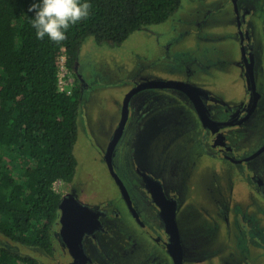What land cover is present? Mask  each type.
<instances>
[{"label": "rangeland", "instance_id": "obj_1", "mask_svg": "<svg viewBox=\"0 0 264 264\" xmlns=\"http://www.w3.org/2000/svg\"><path fill=\"white\" fill-rule=\"evenodd\" d=\"M245 2L252 7L246 27L256 54V83L262 90L264 0H238L239 8ZM234 13L233 0H182L166 21L140 26L122 42L89 36L79 46L75 67L82 93L72 181L80 184L84 202L105 200L118 207L135 243V262L147 251L153 252L154 245L124 211L104 156L105 145L119 124L124 97L147 79L182 80L210 91L219 114H226L224 108H237L247 98L248 79L237 30L244 25L237 26ZM129 107L114 160L121 180L136 190L135 201L148 222H153L154 215L139 196L136 169L160 177L178 201L179 227L190 228L202 246L209 245L201 249L203 260L198 264H264V194L255 188L250 173L254 166L264 174V152L247 165L206 155L209 145L202 138V121L185 97L171 88L138 90ZM152 108L156 110L150 112ZM261 112L232 131L235 150L248 154L262 142ZM65 187L66 182L56 184L60 192ZM2 242L15 245L0 235ZM15 246L17 252L34 255L42 264L65 262L57 250L48 256L38 248ZM204 253L210 255L208 261Z\"/></svg>", "mask_w": 264, "mask_h": 264}, {"label": "trees", "instance_id": "obj_2", "mask_svg": "<svg viewBox=\"0 0 264 264\" xmlns=\"http://www.w3.org/2000/svg\"><path fill=\"white\" fill-rule=\"evenodd\" d=\"M182 0H88L91 15L71 27L62 44L39 40L29 6L39 0H0V235L15 245L51 256L52 233L62 193L56 181L71 182L77 159L82 88L57 82L59 57L73 70L89 36L122 42L143 25L166 21ZM0 243V264H42L38 257Z\"/></svg>", "mask_w": 264, "mask_h": 264}, {"label": "flooded vegetation", "instance_id": "obj_3", "mask_svg": "<svg viewBox=\"0 0 264 264\" xmlns=\"http://www.w3.org/2000/svg\"><path fill=\"white\" fill-rule=\"evenodd\" d=\"M237 2L238 0H233L235 23H237L238 27L244 25L243 29L240 27L237 30L240 34L242 63L248 79L246 87L247 98L237 108L230 106L224 108L225 115L219 114V110L212 105L211 92L200 86L198 87L204 91L192 89L191 87V89H188L186 87L179 88L173 86L160 87L159 85H146L145 87L138 88L142 83L148 81L155 83V81L164 79H147L138 82L133 87L138 88L133 94L138 90L148 87H168L176 90L178 95L185 97L186 101L192 106L197 118L202 121V138L209 145L206 148V155L210 157L220 156L233 163L247 165L250 164L249 161L251 159H255L263 154L264 138L248 154H244L241 149L235 150L233 144L234 133L232 131L245 126L253 117L261 116V111L264 110V88L259 90L256 83V54L253 42L249 36L250 29L246 27L252 7L245 2L239 8ZM242 35L244 36V40H242ZM243 47L245 54L248 56L247 62L244 59ZM75 66L76 62L71 71L75 81H78ZM249 68H251V72ZM182 82L193 84L189 81ZM133 94L129 98V104ZM155 110V108H152L150 112ZM110 140L105 145L104 156L106 155ZM261 147L263 148L261 152H257ZM114 156L115 152L113 150L111 154L112 170L120 178L117 172L119 163L114 160ZM136 171L139 177V196L149 205L150 212L154 215H152L154 217L152 223L148 222L142 214L141 208L136 203V197L133 195V191L136 192V190L132 185L129 183L125 184L121 180L123 184L122 188V185L116 181L113 174H111L113 176L111 177L115 180V186L122 199L124 211L128 212L129 217L132 218V222L137 224L146 233L147 238L153 242V252L147 251L135 262L133 260L134 255L132 254L135 243L131 231L127 229L126 222L122 220L123 216L120 214L121 211L118 207L113 206L105 200L91 204L84 202L79 196V193L82 191L80 184L71 181L66 182L64 192H61V199L67 196L63 207L65 210H71L77 219H73V221L67 219L65 221L66 230L64 231V235H62V222L60 221L62 212H60L52 233V249L57 250L59 258L65 260L63 264H198L202 262L201 249L207 248L209 245L202 246L203 243L200 242L199 237L197 238L193 234L195 231L190 230V228L183 227L181 229L179 227L176 222L178 201L174 197L173 192H170L165 187L160 177L155 176L150 171L143 169H136ZM250 173L253 181L256 183L255 188L264 194L263 171L251 166ZM77 200L81 204L89 206L93 213L81 211L78 205L75 204ZM173 211L174 221H171ZM192 235L197 240H194ZM204 257H206L207 261L210 259V255L207 253H204ZM195 261L197 263H193ZM59 262L61 263V260Z\"/></svg>", "mask_w": 264, "mask_h": 264}, {"label": "clouds", "instance_id": "obj_4", "mask_svg": "<svg viewBox=\"0 0 264 264\" xmlns=\"http://www.w3.org/2000/svg\"><path fill=\"white\" fill-rule=\"evenodd\" d=\"M92 7L88 0H39L29 6L28 12L34 14L30 23L36 38L47 37L59 45L67 39L71 27L90 17Z\"/></svg>", "mask_w": 264, "mask_h": 264}, {"label": "water", "instance_id": "obj_5", "mask_svg": "<svg viewBox=\"0 0 264 264\" xmlns=\"http://www.w3.org/2000/svg\"><path fill=\"white\" fill-rule=\"evenodd\" d=\"M244 36L242 35V40ZM243 53L245 54L244 52V47H243ZM243 54V55H244ZM250 55V54H248ZM244 59L245 61L247 62L248 61V56L245 54L244 55ZM251 66V65H250ZM251 68H249V71H250ZM251 72V71H250ZM146 85H159L160 87H163V86H173V87H179V88H183V87H186V88H192V89H198V90H202L204 91L202 88L198 87V86H195L193 84H190V83H185V82H182V81H178V80H161V81H155V83H152V81H148L146 83H142L138 86L139 87H145ZM138 88H133L132 90H130L126 96L124 97V100H123V104H122V113H121V118H120V121H119V124L117 126V129L116 131L114 132L109 144H108V147H107V150H106V155H105V158L107 160V163L109 165V168L111 169L112 171V174L114 175L116 181L118 183H120L122 185V188H123V184H122V181L121 179L117 176V174L112 170V164H111V154L115 148V145L119 139V137L121 136V133L123 131V128L125 126V122L127 120V117H128V111H129V98L131 96V94H133V92L135 90H137ZM190 88V89H191ZM205 125V124H204ZM264 148V147H263ZM262 147L257 151V152H261V150L263 149ZM67 197V196H66ZM65 197V198H66ZM65 198L63 197L62 199H60V203H59V208H60V212H62V215H61V219L60 221L62 222V229H61V233L62 235H64V231L66 230V224H65V221L68 219L70 221H73L76 220L77 218L75 217L74 213L71 211V210H65L63 205H64V201H65ZM76 205H78L79 209L85 213H93V211L89 208V206L87 205H83L81 204L78 200L77 202L75 203ZM77 214V213H76ZM173 215H174V211L172 212V219L171 221H174V218H173ZM175 228V227H174ZM80 253V252H79Z\"/></svg>", "mask_w": 264, "mask_h": 264}, {"label": "built area", "instance_id": "obj_6", "mask_svg": "<svg viewBox=\"0 0 264 264\" xmlns=\"http://www.w3.org/2000/svg\"><path fill=\"white\" fill-rule=\"evenodd\" d=\"M67 56L65 52V48H63V51L59 57V69L57 72V82L60 90H64L69 92L71 86L73 85L75 79L74 75L72 74V71L67 67L66 65ZM61 181H56L54 183V188H56V184H58Z\"/></svg>", "mask_w": 264, "mask_h": 264}, {"label": "crops", "instance_id": "obj_7", "mask_svg": "<svg viewBox=\"0 0 264 264\" xmlns=\"http://www.w3.org/2000/svg\"><path fill=\"white\" fill-rule=\"evenodd\" d=\"M78 79H79V77H78ZM79 81V80H78ZM81 86V85H80Z\"/></svg>", "mask_w": 264, "mask_h": 264}]
</instances>
